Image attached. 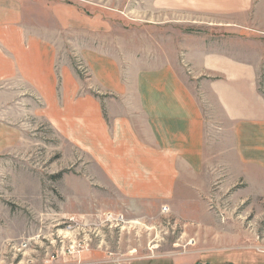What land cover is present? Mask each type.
Here are the masks:
<instances>
[{"label": "rangeland", "instance_id": "1", "mask_svg": "<svg viewBox=\"0 0 264 264\" xmlns=\"http://www.w3.org/2000/svg\"><path fill=\"white\" fill-rule=\"evenodd\" d=\"M212 1L32 0L50 20L48 4L87 15L88 52L96 49L101 62H115L122 80L168 62L201 97V51L216 41L229 53L251 55L249 40L264 43V0H237L242 7L229 9L224 3L236 0H214V9L207 7ZM55 29L59 99L67 66L87 85L86 94L110 99L100 73L92 72L76 43L69 46L70 29L58 21ZM72 32L75 41L77 30ZM71 107L72 112L63 103L45 105L23 89L0 92V264L16 256L22 260L17 264H199L200 253L227 249L234 251L202 254L203 263L235 264L220 256L241 252L249 255L243 262L264 261L256 251H235H264L263 174L249 182L240 178L238 166L209 169L192 200L146 208L125 200L93 155L79 147L70 131L78 106Z\"/></svg>", "mask_w": 264, "mask_h": 264}, {"label": "crops", "instance_id": "2", "mask_svg": "<svg viewBox=\"0 0 264 264\" xmlns=\"http://www.w3.org/2000/svg\"><path fill=\"white\" fill-rule=\"evenodd\" d=\"M234 2L224 3L222 8L242 7L243 1ZM35 6L32 0H0V92L10 88L32 91L43 104L63 103L70 112L71 106L77 105L74 115L78 118L73 119L76 122L70 128L72 137L83 151L93 155L125 200L146 208L181 199L190 201L209 169L238 166L240 178L249 182L256 173L264 175L262 41H248L251 55L229 53L216 41L207 52L201 51L203 59L197 70L206 75L201 97L168 62L159 69L137 72L135 80H122L115 62H101L103 57L96 49L88 52L87 15L48 4L44 10L52 14L51 21ZM207 7L214 9L215 1ZM56 21L63 30L70 29L69 46L76 43L73 45L80 49L92 72L100 73L102 88L113 93L110 99L86 94L83 90L87 85L69 66L62 75L64 96L59 99ZM72 27L77 30L73 34L75 41L71 39ZM122 89L126 95L117 96ZM133 207L135 211L137 206ZM231 251L234 250L204 251L197 263L211 264L203 263L204 253ZM235 251L264 255V251L250 248ZM248 256L241 252L220 258L235 264H257L243 262ZM213 263L217 264L215 259Z\"/></svg>", "mask_w": 264, "mask_h": 264}, {"label": "built area", "instance_id": "3", "mask_svg": "<svg viewBox=\"0 0 264 264\" xmlns=\"http://www.w3.org/2000/svg\"><path fill=\"white\" fill-rule=\"evenodd\" d=\"M167 210H168V208H166V207L163 208V212H166ZM25 246H26V244H25ZM17 257H18V256H16L15 260H13V261L11 262V264H17V261H22V260H17Z\"/></svg>", "mask_w": 264, "mask_h": 264}]
</instances>
